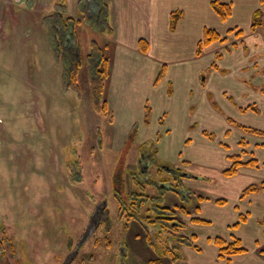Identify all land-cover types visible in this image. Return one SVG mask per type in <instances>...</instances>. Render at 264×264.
Returning a JSON list of instances; mask_svg holds the SVG:
<instances>
[{
	"label": "rangeland",
	"instance_id": "obj_1",
	"mask_svg": "<svg viewBox=\"0 0 264 264\" xmlns=\"http://www.w3.org/2000/svg\"><path fill=\"white\" fill-rule=\"evenodd\" d=\"M106 1L109 7L111 0L102 2ZM90 2L79 1V14H65L58 8L65 23L67 17L76 20L80 54L89 51L93 38L105 43L104 51L111 53L126 34L117 36L111 28L102 31L98 8L92 11ZM42 8L38 0H0V141L14 143L0 146V264H156L149 260L155 258H161L162 264H190L187 252H194L193 248L187 252L182 244L170 248L177 243L176 235L166 238L156 229L143 248L132 227L136 216H126L135 207L130 204L131 194L150 196L144 210L151 204L168 206L179 220L187 219L178 231L189 240L190 232L198 234L196 245L205 253L209 227L193 226L189 217L201 216L197 195L208 199L225 187L218 177L202 175L200 166L187 182L179 179L187 190L184 194L182 190L161 192L153 181L135 180L146 169L137 145L145 148L152 141H112L109 117L95 110L89 93L88 61L82 58L79 90L66 86L63 57L76 48L68 47L64 37L74 41V35L53 28L61 14L56 5L47 18ZM234 22L239 28L247 27V19L237 17L225 25ZM160 42L164 46L162 38ZM152 48V55L161 60L173 58L159 43ZM209 59L210 54L204 56ZM235 130L229 131V138H238ZM130 135H135L133 128ZM119 144L123 147L117 148ZM146 170L152 180H158L154 164ZM179 206L187 212L181 213ZM218 226L217 219L212 221L213 229ZM30 249L32 256L27 254ZM260 250L263 245L258 248L263 254ZM175 251L181 258L172 260Z\"/></svg>",
	"mask_w": 264,
	"mask_h": 264
},
{
	"label": "crops",
	"instance_id": "obj_2",
	"mask_svg": "<svg viewBox=\"0 0 264 264\" xmlns=\"http://www.w3.org/2000/svg\"><path fill=\"white\" fill-rule=\"evenodd\" d=\"M38 1L46 10L44 18L52 15L54 5L57 9L63 8L65 14L81 13L80 0ZM90 1L92 11L103 3V0ZM225 1L231 3V15L223 21L211 8V0H111L110 28L115 35L121 37L124 33L126 37L118 40L111 50V69L105 90L110 135L112 141H152L151 149L137 145L139 151L143 150L145 161L141 162L146 169L155 164L156 159L189 173H195L200 166L202 175L218 177L225 187L218 196L199 204L201 216L198 218L208 222H190L193 226L209 227L207 252L181 245L186 252L188 247L194 250L187 252L190 264H227L218 258V247L208 240L215 235L226 240L238 237L246 248V252L231 256L229 264H264V253L258 251L264 246V224L261 223L264 191L239 198L245 186L264 179V133L248 132L238 126L264 132V34L260 29L250 31L252 12L261 7V3L260 0ZM174 11L178 13V20L171 29ZM235 17L247 19V27L239 28L237 22L225 25L229 18ZM56 22L53 28L60 27ZM206 27L215 29L225 40L203 46L197 54V44ZM231 28L242 29L243 36L237 38L234 32L228 33ZM141 38L147 42L146 53L139 49ZM154 42L168 50L173 58L164 61L153 56ZM208 54L210 59L204 60ZM162 68L163 74L157 78ZM204 70H207L205 75ZM132 128L135 135H130ZM231 130H235L238 138L228 137ZM12 144V141H0L2 147ZM121 147L119 144L117 148ZM230 155H238L242 161L254 159L255 164L242 165L235 175L226 176L223 170L231 164ZM187 178L190 177H185L186 182ZM158 186L162 190L160 183ZM218 198L226 199L225 204H216L214 200ZM239 214L246 215L245 221L231 228ZM215 219L220 229L211 227ZM182 221L186 226L187 219ZM132 227L137 231L135 238H139V243L144 242L142 246L146 248L145 236L151 228L136 221L132 222ZM189 234L195 235L196 244L198 234ZM11 248V257H14L15 248ZM27 254L32 256V250Z\"/></svg>",
	"mask_w": 264,
	"mask_h": 264
},
{
	"label": "trees",
	"instance_id": "obj_3",
	"mask_svg": "<svg viewBox=\"0 0 264 264\" xmlns=\"http://www.w3.org/2000/svg\"><path fill=\"white\" fill-rule=\"evenodd\" d=\"M261 7H257L253 12L251 16V24H250V31L254 32L256 30H262L264 34V0H260ZM210 6L215 12L217 16L221 20H226L231 15V3L225 0H211ZM98 15H96V18L98 19V22L104 24L102 31H105L106 28H110L109 20H108V2H103L101 7L98 9ZM60 24V27H62L65 32L69 31L71 34H75V22L76 20H72L71 17L66 18V23L63 20L62 14H59L57 16ZM178 20V13L176 11L171 13V21H170V28L173 29L174 25L176 24ZM55 21V22H56ZM70 22V23H68ZM57 23V22H56ZM53 24V23H52ZM70 24V27H69ZM53 25L56 26L54 23ZM63 30V31H64ZM228 33L234 32L235 37H241L243 36L242 29L239 28H231L227 30ZM95 34V33H94ZM96 35V34H95ZM67 36V35H66ZM74 41H71L68 39L69 45L68 47L74 46L76 48V52H68L66 55L64 54L63 60H65V71L64 74L66 76V86L71 87L75 90H79L78 84H77V77L80 70V66L82 65V58L85 61H88L89 66V93L92 98L94 108L98 112H104L107 115H109L108 111V105H107V99L105 97V90H106V84L107 80L110 74L111 69V53L104 51V47H106L105 43L101 41H97L95 38L91 39L90 42V49L83 55L80 54V49L78 48V40L75 39L74 35ZM225 40L224 37H222L215 29H212L210 27H206L203 31V37L197 44V50L196 53L200 54L202 51L203 46H207L208 44L215 42V41H223ZM60 43V42H58ZM60 44H63L61 42ZM139 49L142 53L147 52V42L144 39H139L138 41ZM77 46V47H76ZM71 50V49H70ZM64 51H62L63 53ZM162 68L157 76V78L161 77L163 74ZM148 112V108L146 109ZM146 112V116L147 113ZM239 127H242L244 130L248 132H253L256 134H263L264 132L255 128H250L247 126L238 125ZM209 136L211 134L205 133ZM241 144H243V141H241ZM154 143H151L149 147L150 149L153 148ZM141 149H143V144L140 145ZM143 151V150H142ZM229 159L231 160V164L227 169L223 170V174L226 176H232L235 175L238 172V168L242 165H254L255 160L251 159L249 161H242L238 155H230ZM156 167L155 173L159 176L158 180H153L155 183H162L163 187L162 190H173L174 192H178L180 190L185 191L182 184L180 183V178L185 177H193L191 173L184 172V170L178 169L176 167L169 166L170 169L165 170L161 166L154 164ZM149 171V170H148ZM147 171V173H148ZM141 172V171H140ZM138 172L134 179L137 181L144 180L143 173ZM148 178L145 180L146 182L152 181V177L150 173L147 174ZM140 178V179H139ZM170 181H173L175 184L170 183ZM153 183V184H155ZM258 191H264V179L259 181L258 183H251L245 186L240 193L239 198H243L247 196L248 194L258 192ZM184 194V192H183ZM131 197L133 199V202L130 204L135 205V207L132 209L133 211H130L132 214H128L126 212V216L134 215L136 218L133 219V221L136 222H143L145 223L149 228H151V232H148L145 236V240L148 241V238H150L154 233L156 232V229L158 232H163L166 236V238H169V234L176 235L175 241L177 242L176 245L170 247V248H179V245L181 244H187L193 247L195 250L199 251L200 248L198 245L193 243L192 241L195 240V235H191L190 240L187 239L186 235L180 234L178 229L184 228L185 224L183 221L179 220L177 217H175V210L171 209L168 206H159L155 204H151L150 206H147L146 209H143V205L145 204V201L149 200L150 196L144 195L142 198V194L138 193H132ZM152 197V196H151ZM197 199L199 202H201L204 199H207V197L197 195ZM214 202L216 204L223 205L226 202V199L218 198L215 199ZM177 208V207H175ZM180 209L181 213H186V209L183 206L178 207ZM122 210V209H121ZM144 210V211H143ZM122 211H126L122 210ZM122 212V213H124ZM136 212V214L134 213ZM246 219L245 214H239L238 221L231 225V228H237L241 222H244ZM191 221L194 223H201L205 224L208 221L204 219H200L198 217H192ZM261 223L264 224V220L261 221ZM127 225V224H126ZM177 232V233H176ZM176 233V234H175ZM209 242L213 243L215 246L218 247V255L220 258L224 259L227 264L230 263V258L233 255L240 254L243 252H246V248L243 247L242 242L240 238L233 236L231 240H226L223 237L220 236H214L212 238L208 239ZM170 248H167L168 250ZM260 252L264 253V250H260ZM173 253V252H172ZM180 259L181 254L179 251H175L173 253L172 260ZM150 263H156V264H162L161 258H155L150 259Z\"/></svg>",
	"mask_w": 264,
	"mask_h": 264
},
{
	"label": "flooded vegetation",
	"instance_id": "obj_4",
	"mask_svg": "<svg viewBox=\"0 0 264 264\" xmlns=\"http://www.w3.org/2000/svg\"><path fill=\"white\" fill-rule=\"evenodd\" d=\"M60 6V5H59ZM61 8V7H60ZM62 10H64L63 8H61ZM58 10H59V8H58ZM60 12V11H59ZM64 12V11H63ZM65 39H67V41H68V38L65 36L64 37V40ZM70 39V38H69ZM64 40H63V44H64ZM66 41V40H65ZM66 41V43L69 45V43L70 42H67ZM155 163L157 164V165H159V166H161L163 169H165V170H168V169H170L169 168V166H171V165H169V164H165V163H163V162H160V161H158L157 159L155 160ZM184 172H186L187 173V171H184ZM144 174V180H147V178H148V173H147V171L145 170V172H143ZM157 175V174H156ZM158 176V175H157ZM151 181V180H150ZM153 181V180H152ZM153 183H155V182H153ZM161 184V187H163V185H162V183H160ZM155 186H157V188H159V186H158V184L157 183H155ZM159 190H160V188H159ZM161 191V190H160ZM187 191V190H186ZM162 192V191H161ZM103 206H104V208H105V205H104V203H103ZM102 206V207H103ZM99 212V211H98Z\"/></svg>",
	"mask_w": 264,
	"mask_h": 264
}]
</instances>
